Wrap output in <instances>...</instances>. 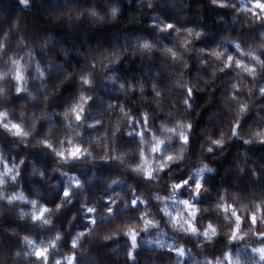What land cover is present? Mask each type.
<instances>
[{"label":"clouds","instance_id":"9594fccd","mask_svg":"<svg viewBox=\"0 0 264 264\" xmlns=\"http://www.w3.org/2000/svg\"><path fill=\"white\" fill-rule=\"evenodd\" d=\"M20 2L27 5L30 0ZM210 2L218 7V0ZM220 8L229 10L231 21L238 27L219 37L223 44L210 46L202 44L203 29L170 18L175 9L167 0H137L135 6L132 0H67L52 10L45 9L46 27L29 30L16 19L0 26V115L4 116L7 125L16 124L22 130L17 135L0 126V136L7 142L5 147L0 141V154L13 161V174L15 169H20L16 183L9 180L8 184L18 188L23 185L27 156L17 159L21 150L46 151L53 161L54 172L67 174L72 165L106 160L115 163L127 176L142 182H145L143 170L148 166L155 173L153 181L163 180V170H167L168 182H174L176 180L171 179L174 168H184L190 160L194 167L204 165L211 170L209 173H213L215 169L206 157L234 140H248L249 143L244 145H264L260 142L264 140V114L257 111L264 109V96L258 91L264 88V63L253 59L264 57V13L255 16L251 9L237 8L227 0ZM145 13L151 32L115 31L125 25L126 20L133 22L134 14L139 18ZM167 24L173 25L171 30L163 27ZM100 33L105 34L103 38H99ZM233 44L241 46L239 59L256 67L257 78L249 79L236 72L227 78L214 103L212 93L216 91L217 80L226 76L223 65L225 57L233 54L229 50V45L233 48ZM214 49L221 52L220 59L210 55ZM235 70L233 67L231 72ZM130 71L136 75L130 77ZM233 84L240 90L235 99L232 98ZM173 88L182 89L185 94L170 103ZM188 88L192 90L191 96L186 94ZM201 94H206V99L200 107L208 108L203 114L196 107L197 97ZM75 106L78 110L83 109L79 122L72 115ZM242 106L246 111H241ZM145 116L147 127L143 126ZM248 118H251L250 122ZM253 119L258 121L256 125L252 124ZM242 122L247 123L249 131L240 132L238 138H233L232 125L240 123L242 130ZM140 132L144 133L142 137ZM133 136L135 142L121 143L122 138ZM193 138L199 145L194 154ZM174 139L176 149H165V145ZM214 139L221 140L223 146L212 144ZM157 140L162 141V150L154 153ZM45 142L52 146L51 149L44 146ZM75 146L83 148V159L62 161L57 157V152H67ZM247 170L253 181H259L264 174V164L258 170L250 163ZM240 171L243 173L245 169ZM38 175L43 179L45 173L40 171ZM207 191L206 187L203 193ZM15 192L18 194L19 191ZM247 195L248 208L252 207L253 201L264 204V185L253 183L247 189ZM116 199L124 200V197L117 196ZM0 206L14 208L17 204L2 201ZM60 211L53 207L50 228L53 227V216ZM122 211L123 208H117L111 218L112 226L104 231L92 229L89 238L104 244L123 236L126 224L142 231L137 217L143 210L137 209L134 215L120 218ZM159 211L167 212L168 209L162 207ZM240 211L245 209L240 208ZM151 215L160 228L161 219L152 214V210ZM161 217L173 231H180L170 219ZM201 227H204L203 223ZM220 227L221 235L227 237L230 225ZM253 232L251 228L245 229L242 233L245 239L238 251L264 249V240L254 239ZM26 238L29 237L14 228H4L0 232V264H40L36 259H26L34 256ZM236 239L240 241L239 236ZM70 254L69 250L65 255ZM261 256L264 257V252ZM51 257L54 262V251ZM246 264L259 262L246 258Z\"/></svg>","mask_w":264,"mask_h":264},{"label":"trees","instance_id":"16d2710c","mask_svg":"<svg viewBox=\"0 0 264 264\" xmlns=\"http://www.w3.org/2000/svg\"><path fill=\"white\" fill-rule=\"evenodd\" d=\"M49 2L50 0H30V3L25 5L22 4L20 0H0V26L16 19L20 21L22 26H27L29 30L33 27H46L44 23L45 11L42 7L38 6V4L43 3L47 5ZM167 2L175 9V13L170 17L171 19L181 24L195 26L204 30L205 36L202 38V44L204 46L217 43L223 44L224 41L219 40V37L227 32H234L238 27L237 23L230 25L231 13L229 10L214 6L210 0H167ZM227 2L235 4L237 8H241L240 0H227ZM11 4L15 6V10L8 14L6 9L7 6ZM136 4L137 0H132V5L135 6ZM245 6L251 7V4L246 3ZM52 9L54 8H49L48 10ZM19 16H21V18H19ZM148 22V15L146 13L140 14L139 18H135L134 14L133 22L129 23L126 20L125 25L118 27L115 31L120 33H149L152 30L148 28ZM82 35H86V33H82ZM104 35V33L98 34L99 38H103ZM229 50L233 51L230 45ZM135 66V64H132L133 68H135ZM122 71L124 70L122 69ZM236 72H241V70L236 69L235 72L227 73L226 76H221L217 80L216 91L212 93L214 103L217 102L218 94L223 91L227 83V78L232 75L234 76ZM128 75L132 77L135 76L136 73L130 71ZM242 75L246 76V74L243 73ZM184 94L182 89L173 88L170 103L176 101L178 97ZM205 99L206 94H201L197 97L196 107L200 109L201 114L208 111V108L200 107L203 105ZM257 111L264 114V109H258ZM253 117H255V112L253 113ZM199 119L200 117L198 116L197 121H199ZM250 119L251 118H248L249 122ZM257 123V120H252L253 125ZM242 127H244L241 130L242 134L249 131L246 122H242ZM135 140V136L130 139L122 138L121 143L131 144L135 142ZM0 141L4 142L5 147H7V142L4 137L0 136ZM191 143L193 146L192 152L194 154L199 147L198 140L193 138ZM117 147L119 148L120 144H118ZM176 147L177 143L175 139L170 144L165 145V149L169 151L175 150ZM25 155L27 159L25 161V175L22 190L30 199H36L49 206H54L60 201L62 189L66 185H69L67 176H62L60 172L52 171L53 161L46 151L21 150V152L17 154V159ZM206 158L215 171L206 174L204 183L208 191L202 193L200 198L193 203L200 210L198 216V225L200 227L202 223L206 226L209 222H212L218 227L220 236L219 241H217L215 245H204L203 248H201L200 241L196 238L188 237L180 232L173 231L164 223L161 217L162 215L160 216L159 214V206L153 201L151 206L152 214L161 219V227L140 233L139 247L135 253V260L130 261L128 259L127 252L130 245L129 241L124 236L114 238L104 244H101L98 239L89 238V236H87L83 239V244L76 250L78 264H203L204 257L207 256L211 258L214 255L219 256L221 251L228 250L225 247L226 238L221 235L220 225L230 224V221L224 220L223 213H219L215 210L214 202L220 195H227L228 202L234 204L238 213L242 217L246 215L245 212L240 211V208L248 204L247 189L252 186L253 183L257 182L264 185V174L259 178V181H253L247 167L252 163L259 170V166L264 164V145H244L242 141L234 140L231 144L226 145L224 149L210 154ZM192 159L194 160L195 156ZM70 167L71 169H69L68 172L75 173L83 182L84 188L83 190L72 189L73 202L68 203L65 201L61 211L53 216V227L50 228L32 224L29 222L28 217L21 220L19 215L20 211L30 212L31 208L28 204L18 203L14 208L0 206V232H2L4 228H14L18 232L36 241L38 245H47L48 242L53 239L55 232L59 231L63 234L64 240L60 243L58 249L53 250L56 259H59L63 258L70 250L68 248V241L75 232L78 230H86L89 227L80 209V204L83 199H86L88 204L95 203L97 207L102 208V197L104 195L112 194L115 196L116 193H119V196L124 197V200L117 199L120 203L117 208H123V211L120 213V218H123L132 216L137 211V209L123 207L125 201L131 199L130 187L136 188L137 191L141 192L145 197L149 198V200L153 192L168 197L171 191L170 189L167 191L165 190V187L171 183V181L168 182L169 178L167 173L164 174V179L159 182V185H155L127 176L115 163H82ZM241 168H244L245 172L241 173ZM33 169L37 170L35 174ZM40 171L45 173L43 179L38 175ZM195 171L196 167L193 166L190 160L184 168L175 167L171 179H185L191 172L195 173ZM113 178H118L120 183L116 184L110 192L108 185ZM20 188L21 187L18 188L17 185L8 184L3 191L7 195L21 190ZM225 190H227V193H225ZM232 193L237 194V200L234 201L232 199ZM189 195L188 191H184L183 195L179 198L187 199ZM0 204H2V201H0ZM160 207H167L168 211L172 212L173 215L176 214L178 209L183 212V206L179 203L173 204L171 199L162 202ZM205 208L209 210L205 211ZM184 214L186 215V213ZM72 215L76 216L74 221L70 219ZM101 218L102 212L97 216L99 222L95 229L104 231L112 226L113 221L111 218L103 220ZM149 241H151V243H148ZM157 242H162L165 247L163 249L158 248ZM169 244H175L176 246L183 245L186 249L190 250L187 253V257L180 258L174 256L167 250ZM232 247L235 251L236 246L233 245ZM27 250L29 249L26 246L25 251ZM110 250L115 251L116 255L114 257ZM241 252L244 253L245 258H247V254L250 250L241 249ZM26 259L34 260L36 258L35 256H30ZM224 264H227V261H224Z\"/></svg>","mask_w":264,"mask_h":264},{"label":"snow or ice","instance_id":"6c2138e0","mask_svg":"<svg viewBox=\"0 0 264 264\" xmlns=\"http://www.w3.org/2000/svg\"><path fill=\"white\" fill-rule=\"evenodd\" d=\"M225 0H218L217 6L223 7ZM241 8L244 10L251 9V14L255 16H259L264 13V0H240ZM246 3H250L251 7H246ZM168 30H171L173 25L167 24L163 26ZM163 30V29H162ZM233 54L227 55L225 57V62L223 65L224 74L230 73L235 67L237 70H241L243 74H246L250 79L255 80L257 78V69L255 66H249L245 62H242L239 59V56L242 54L241 46L238 44H233ZM238 54V55H237ZM175 55V53H173ZM210 55L216 57L217 59L221 58V52L217 50H213ZM253 59H257L259 63H264V57H253ZM87 83V81H85ZM233 96L235 99L236 93H238L239 87L238 85L233 84ZM188 96L192 95L191 88L185 90ZM259 94L264 96V88L258 89ZM86 99V98H85ZM83 109L80 108L78 110V106L72 108V115L75 120L79 122L81 120L80 111ZM241 111H246V108L241 107ZM68 115L67 113L65 114ZM144 127H147V117L144 118ZM135 123V121L133 122ZM0 126H5L7 130L15 132L17 135L21 133V129L16 124L7 125L5 118L3 115H0ZM241 132V124L234 123L232 125V136L233 138H238ZM144 135L143 132H140V136ZM255 135H260V133H255ZM181 140H186V137H180ZM243 143H249L248 140H243ZM264 143V140L260 141ZM212 144L217 147H222V141L219 139L212 140ZM46 148L51 149V145L45 142L44 145ZM162 150V141L157 140L155 142V147L153 148V152H157ZM83 148L81 146L71 147L67 150V152L61 151L57 152L56 155L60 160H72L76 161L78 159H83L81 153L83 152ZM141 159H144L141 157ZM171 159V157H169ZM107 163L108 161H103ZM20 167H23V162H20ZM13 161L4 159L3 155L0 154V190L6 189L8 185V181L10 180L13 184L19 179V171L20 169H15V174H13ZM36 169H33L34 174L36 173ZM211 170L204 165L196 168L195 173H190L187 178L176 180L171 182L165 187L167 191L170 189L169 196L165 197L160 193L153 192L151 195V199L146 198L141 192L137 191L136 188L130 187V200H126L124 203L125 207L133 208V209H142L143 212L141 215L137 217V219L142 224V231H138L136 227L126 224L124 226L123 236L127 238L129 241V250L127 252L128 259L135 260V253L139 247V236L141 232H148L153 229H158L156 225L155 219L151 215V206L152 202L155 201L156 205L160 207L161 198L163 197V202L167 199H171L173 204L179 203L183 206V212L181 210H177L176 214L173 215L172 212L167 211H159V214L162 215L165 219H170L171 224L174 225L177 229H180V233L188 237H194L198 241H200V247L203 248L204 245H215L217 241H219V230L218 227L215 226L212 222H209L206 226L200 227L198 225V216L199 209L194 201H197L201 194L206 190V186L204 183V179L207 173ZM167 170H163L162 174H165ZM61 175H66L69 181V185H66L61 192L60 201H58L54 206H49L46 203H42L36 199H30L26 193L22 190L17 192H13L11 194L6 195L4 191H0V201L7 202L9 205L15 204H28L30 205L31 211L25 212L23 210L20 211V218L28 217L32 224L41 225L44 227H50L49 217L52 215L53 207L60 211L64 207L65 201L68 203L73 202V192L72 189L75 190H83L84 184L80 178L75 173L68 172L67 174L61 173ZM155 175L151 166L145 167L143 170V177L145 182L152 183L155 185H159V181H153L152 177ZM120 183L118 178H113L108 185V189L111 190L114 188L116 184ZM184 191L189 192V198L183 199L179 198L183 195ZM227 193V190H225ZM119 196V193H116L115 196L104 195L102 197L103 207L99 208L95 203L88 204L86 199H83L80 204V209L82 215L85 217L86 224L89 226L86 230H78L68 241V248L71 251L70 255H65L63 258L56 259L52 262L51 253L54 249H58L60 247V243L63 242L64 237L62 233H56L54 238L48 242L47 245L40 244L38 245L36 241L31 238H26V243L32 247L33 254L37 261L40 264H78L76 250L79 249L81 241L89 235V232L92 229H95L98 224L97 216L103 212L102 220L113 218L116 214V209L120 204L116 197ZM232 199L237 200V194H231ZM215 210L219 213H223V219L230 221V231L229 235L225 237V247L228 249L226 251H221L219 256L204 257L203 264H224V261H227V264H246L245 254L241 253L239 250L240 244L243 243L245 237L242 233L246 228H251L254 230L253 235L254 238L259 240H264V204L260 202L253 201L252 207L248 208V205H243L241 208L245 209V216H241L233 203L228 202L227 195H220L218 199L214 202ZM208 211V208L204 209ZM186 213V215L184 214ZM71 221L76 219L75 215H72L70 218ZM181 224H183V228H181ZM246 226V227H245ZM211 233V235H210ZM240 237V241L237 242V237ZM148 243H151L149 241ZM233 245L236 246V250H233ZM157 247L163 249L165 245L162 242H157ZM167 250L171 252L174 256H178L180 258H186L187 253L190 251L186 249L183 245L176 246L175 244H169L167 246ZM264 252V249L251 250L247 254V259L249 260H257L259 264H264V257L261 256V253Z\"/></svg>","mask_w":264,"mask_h":264},{"label":"rangeland","instance_id":"374dc122","mask_svg":"<svg viewBox=\"0 0 264 264\" xmlns=\"http://www.w3.org/2000/svg\"><path fill=\"white\" fill-rule=\"evenodd\" d=\"M66 2H67V0H65V1L64 0H50V2L47 5H45L43 3H39L38 6L42 7V9L45 11V9L55 8L56 5H61V4H64ZM14 10H15V6L13 4L7 6L6 11L8 14L12 13ZM33 17H35V16H33ZM0 18H1V16H0ZM19 18H21V16H19ZM234 24L235 23L233 21L230 22V25H234ZM110 252L113 253V257L116 255L114 250H110Z\"/></svg>","mask_w":264,"mask_h":264}]
</instances>
